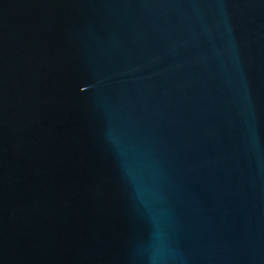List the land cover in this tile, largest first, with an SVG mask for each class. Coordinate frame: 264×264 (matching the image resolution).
<instances>
[{
    "label": "water",
    "instance_id": "obj_1",
    "mask_svg": "<svg viewBox=\"0 0 264 264\" xmlns=\"http://www.w3.org/2000/svg\"><path fill=\"white\" fill-rule=\"evenodd\" d=\"M0 264H264V0H0Z\"/></svg>",
    "mask_w": 264,
    "mask_h": 264
}]
</instances>
